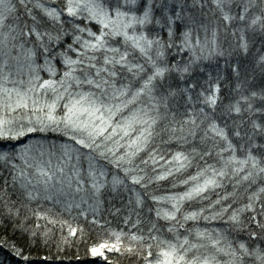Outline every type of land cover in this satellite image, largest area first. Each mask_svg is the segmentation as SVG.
I'll list each match as a JSON object with an SVG mask.
<instances>
[{
    "label": "snow or ice",
    "instance_id": "snow-or-ice-1",
    "mask_svg": "<svg viewBox=\"0 0 264 264\" xmlns=\"http://www.w3.org/2000/svg\"><path fill=\"white\" fill-rule=\"evenodd\" d=\"M65 262L264 264V0H0V264Z\"/></svg>",
    "mask_w": 264,
    "mask_h": 264
},
{
    "label": "trees",
    "instance_id": "trees-1",
    "mask_svg": "<svg viewBox=\"0 0 264 264\" xmlns=\"http://www.w3.org/2000/svg\"><path fill=\"white\" fill-rule=\"evenodd\" d=\"M81 253H83V247H81ZM41 255H43V253H41ZM65 264H67V262H65Z\"/></svg>",
    "mask_w": 264,
    "mask_h": 264
}]
</instances>
